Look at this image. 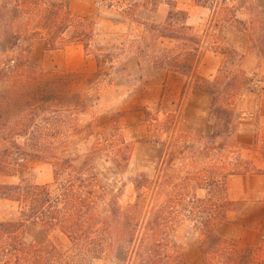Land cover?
<instances>
[{"label": "rangeland", "instance_id": "1", "mask_svg": "<svg viewBox=\"0 0 264 264\" xmlns=\"http://www.w3.org/2000/svg\"><path fill=\"white\" fill-rule=\"evenodd\" d=\"M94 2L88 16L95 20L97 34L84 48L67 42L72 24L59 29L63 0H0V67L13 65L17 47H26L47 74H75L71 92L88 100L75 114L77 131L68 135L57 157L80 165L90 153L106 188L105 200L116 198L121 207L135 200L133 181L141 172L163 180L158 190L165 195L159 203L165 200L168 240L186 264H202L200 244L208 228L240 248L254 247L255 258L264 264V0ZM53 6L58 13L50 12ZM170 7L187 15L191 30L179 31L200 39L192 76L173 69L188 48L184 40L160 36ZM177 18L176 26L183 21ZM11 33L16 37L10 38ZM50 37L56 47L46 50ZM106 51L111 52L109 59ZM195 75L215 78V105L239 112L235 134H229L234 112L217 109L210 116L212 94L194 86ZM17 80L8 70L0 92ZM53 163L31 160L32 180L51 182ZM17 181L16 176L0 175V183ZM19 220L17 204L0 199V222H15L13 235L23 244L49 240L69 248L57 228ZM8 242L0 237V264L10 259L14 264ZM124 245L111 242L91 264H125Z\"/></svg>", "mask_w": 264, "mask_h": 264}, {"label": "trees", "instance_id": "2", "mask_svg": "<svg viewBox=\"0 0 264 264\" xmlns=\"http://www.w3.org/2000/svg\"><path fill=\"white\" fill-rule=\"evenodd\" d=\"M63 5L65 15L60 21V31L72 24L74 31L67 42L79 43L86 48L97 34L95 20L70 12L67 0H63ZM54 6L50 12L58 13V6L56 9ZM179 15L183 21L176 26ZM186 19L184 10L170 7L162 27L165 31L160 30V36L184 40L188 48L173 69L175 73L192 76L198 62L200 39L192 32L179 31L191 30ZM9 37L16 35L11 33ZM50 38L46 50L56 47ZM142 41L144 39L138 43ZM17 48L14 64L6 63L0 67V80L6 78L8 70L14 71L18 77V82L9 90L0 92V175L16 176L18 181L0 183V199L17 204L20 216L17 223L32 221L46 229L57 228L67 237L70 246L62 249L49 240L25 245L13 235L16 223L2 221L0 237L9 241L7 251L13 263L91 264L104 254L108 244L114 242L126 245L122 249L125 264H186L183 254L168 240L165 200L159 203L161 196L165 195L158 190L163 180L149 179L141 172L133 181L135 200L121 207L116 198L105 200L106 188L98 179L90 153L80 165L70 157H57V150L63 148L71 133L77 131L75 114L86 108L88 100L71 92V85L77 79L75 74L49 75L32 60L26 47ZM110 55L109 51L104 53L108 59ZM194 78V86L212 94L210 116L217 109L230 115L234 112L229 134H235L239 112L215 105L217 80L208 81L198 75ZM36 158L54 161L51 182L38 184L32 180L28 163ZM220 184L224 185V180ZM143 188L151 190L145 192ZM254 251V247L240 248L211 228L207 229L200 244L202 264H259Z\"/></svg>", "mask_w": 264, "mask_h": 264}, {"label": "crops", "instance_id": "3", "mask_svg": "<svg viewBox=\"0 0 264 264\" xmlns=\"http://www.w3.org/2000/svg\"><path fill=\"white\" fill-rule=\"evenodd\" d=\"M95 2L94 0H69V3H68V8L69 10L72 9V11L76 12V14H79V15H83V16H87L90 18V16H88L91 11H94L95 10ZM74 5H80L82 6V9H75L74 8ZM71 12V10H70ZM198 64V62H197ZM197 89V88H195ZM247 174V173H246ZM261 175L264 174L263 172L260 173ZM235 176V175H233ZM262 198H261V202H263V207H264V191H262V194H261Z\"/></svg>", "mask_w": 264, "mask_h": 264}]
</instances>
